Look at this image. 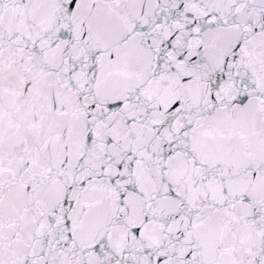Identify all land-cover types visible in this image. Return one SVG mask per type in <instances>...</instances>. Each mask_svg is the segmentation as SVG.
Wrapping results in <instances>:
<instances>
[{
	"label": "snow or ice",
	"instance_id": "obj_1",
	"mask_svg": "<svg viewBox=\"0 0 264 264\" xmlns=\"http://www.w3.org/2000/svg\"><path fill=\"white\" fill-rule=\"evenodd\" d=\"M0 264H264V0H0Z\"/></svg>",
	"mask_w": 264,
	"mask_h": 264
}]
</instances>
